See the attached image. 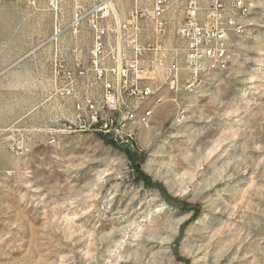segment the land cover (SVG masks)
<instances>
[{
	"label": "rangeland",
	"instance_id": "374dc122",
	"mask_svg": "<svg viewBox=\"0 0 264 264\" xmlns=\"http://www.w3.org/2000/svg\"><path fill=\"white\" fill-rule=\"evenodd\" d=\"M243 2L230 62L177 93L163 70L161 101L144 104L149 122L132 133L103 128L117 113L104 108L94 121L85 108L103 106L86 29L83 76L64 51L69 35L44 45L73 0L56 11L47 0L4 2L0 264H264V0Z\"/></svg>",
	"mask_w": 264,
	"mask_h": 264
},
{
	"label": "built area",
	"instance_id": "2783aa9c",
	"mask_svg": "<svg viewBox=\"0 0 264 264\" xmlns=\"http://www.w3.org/2000/svg\"><path fill=\"white\" fill-rule=\"evenodd\" d=\"M6 1L11 0H0V8ZM38 1L26 0L31 7ZM47 1L56 11L57 0ZM122 2L127 6H120ZM72 4L65 24L54 13L51 35L44 44L56 49L66 35L77 41L86 29L87 63L102 85L103 106L98 109L87 101L85 108L94 121L104 108L117 113L103 128L115 125L130 133L131 124L139 129L149 122L153 110L140 123H129V115L139 104L151 102V95H159L157 75L164 70L166 89L177 93L185 90L184 84L190 88L201 67L223 68L219 54L231 47V35L240 34L239 25L250 12V5L241 0H73ZM69 51L75 54L77 76H83L84 59L78 54L84 48Z\"/></svg>",
	"mask_w": 264,
	"mask_h": 264
},
{
	"label": "bare ground",
	"instance_id": "6f19581e",
	"mask_svg": "<svg viewBox=\"0 0 264 264\" xmlns=\"http://www.w3.org/2000/svg\"><path fill=\"white\" fill-rule=\"evenodd\" d=\"M241 2L244 3L243 0H241ZM241 30V26L239 25V33L241 32ZM229 49L230 47H225V50L223 52H220L219 54V63H223V68L226 66V62H228L230 58ZM212 68L222 69L221 65H209L208 67H201V70H210ZM153 96L154 95H151V98ZM158 100L159 99H157V101ZM145 103L139 104L136 109H131L129 115V123H140L142 120V116H145L146 114H149L151 112L152 108L150 106L145 107ZM135 129H138V124H131V131H134Z\"/></svg>",
	"mask_w": 264,
	"mask_h": 264
},
{
	"label": "crops",
	"instance_id": "0c3cea01",
	"mask_svg": "<svg viewBox=\"0 0 264 264\" xmlns=\"http://www.w3.org/2000/svg\"><path fill=\"white\" fill-rule=\"evenodd\" d=\"M40 1V0H39ZM38 1V2H39ZM50 35H51V32H50ZM50 35H49V37H50ZM81 35H82V33H81ZM81 35L79 36V37H81ZM70 36V35H69ZM48 37V38H49ZM47 38V39H48ZM70 38H72V37H70ZM47 41V40H46ZM73 43L72 44H70V45H68V47L64 50V51H66V52H70L69 51V49L70 48H72V47H77V46H79L78 45V40L77 41H74L73 39L71 40ZM45 46H47L48 47V49H50L51 50V48L53 47V45L52 44H50V43H46V44H44ZM39 46H37V45H30L29 46V50H28V54L30 55V54H33V53H35V52H37L40 48H38Z\"/></svg>",
	"mask_w": 264,
	"mask_h": 264
},
{
	"label": "trees",
	"instance_id": "16d2710c",
	"mask_svg": "<svg viewBox=\"0 0 264 264\" xmlns=\"http://www.w3.org/2000/svg\"><path fill=\"white\" fill-rule=\"evenodd\" d=\"M124 153L127 155L128 158H131V157H132V154H131L130 152H128V151L125 150ZM133 167H134V169H135L137 175L140 177V179H141L144 183H149L148 178H147L146 176H144V175L140 172L139 167H138L137 165H135V164H133Z\"/></svg>",
	"mask_w": 264,
	"mask_h": 264
}]
</instances>
